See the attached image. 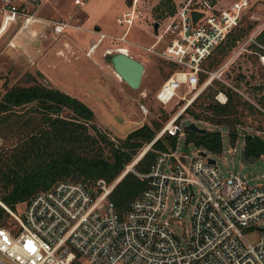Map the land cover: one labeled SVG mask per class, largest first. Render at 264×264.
<instances>
[{"label":"built area","instance_id":"obj_1","mask_svg":"<svg viewBox=\"0 0 264 264\" xmlns=\"http://www.w3.org/2000/svg\"><path fill=\"white\" fill-rule=\"evenodd\" d=\"M47 1L0 0V35L13 25L18 31L47 25L54 35L71 27V16L65 21L39 15ZM83 3L74 0L75 5ZM249 7L250 0H234L220 8L210 0L177 3L166 20L158 23L156 41L142 47L174 68L155 94L158 102L167 104L178 96V89L186 88L180 96L185 104L155 137L175 136V145L156 155L149 172L139 174L145 186L123 212L108 198L114 183L104 180L91 188L80 182L57 181L21 202V213L0 200L11 219L8 226L0 227V264H264V180L225 174L216 160L209 161L212 156H201V149L195 146L191 150L181 120L184 109L214 78L220 79L221 72L247 45L258 47L252 52L264 67V41H257L264 21L245 40H237L236 50L225 64L216 70L204 67L226 36L240 26ZM193 11L201 14L195 21ZM144 17L139 0H130L116 21L128 30ZM127 30L113 40L126 42ZM98 34L91 51L108 37ZM12 42L10 46H14ZM160 42L164 44L158 48ZM201 72L208 78L199 84ZM215 98L221 103L227 99L222 91ZM185 218L189 228L179 235L171 223L179 227ZM259 231L255 240L247 238Z\"/></svg>","mask_w":264,"mask_h":264},{"label":"rangeland","instance_id":"obj_2","mask_svg":"<svg viewBox=\"0 0 264 264\" xmlns=\"http://www.w3.org/2000/svg\"><path fill=\"white\" fill-rule=\"evenodd\" d=\"M81 1L84 3L78 6L74 4V0H48L40 10L39 15L55 20L68 21V17H72L68 21L71 27H66L60 34L54 35L47 25L41 27L40 24H35L28 30L20 31L13 25L0 35V96L11 86H29L38 83L58 88L87 104L95 113L93 124L115 142L144 123L151 125L153 122H158L163 127L185 104V101L180 100V96L186 90L182 86L177 90L178 96L167 104L158 102L155 94L161 82L172 73L174 68L165 60L142 48L151 46L156 41L158 34L154 24L156 22L162 24L171 14L169 7L164 4L165 0H139L145 17L136 21L128 30L126 25L118 24L116 19L130 5V0ZM179 1L172 0L174 7ZM233 1L215 0L214 4L220 8L230 5ZM263 21L264 0H250V7L244 12L240 26L232 32L247 29V25L250 24L252 28L238 39V41L245 40ZM126 30V42L113 40L114 36H121ZM98 31L108 37L91 51L90 48L99 36ZM226 39L227 36L224 42ZM11 41L14 46H10ZM163 44L164 42H160L158 48ZM237 45L236 40L235 45L221 56L218 66L225 64L231 58ZM251 45H247L246 50L229 62L221 72L220 79H213L211 88L228 87L241 97V101H247L259 112L254 110L253 113H249L244 106L240 107L245 109L241 118L243 123L235 127L234 143L230 142L228 128L223 125L198 121L196 125L220 132L222 152L220 154L205 152L217 161L225 174L240 173L255 181L264 180V156L248 164L241 163L240 159L245 135H258L264 139V111L257 109L246 99L248 97L264 108V67L252 52ZM120 47H126L130 56L144 64L145 69L138 89L130 88L116 76L108 62L109 53L115 52ZM122 51L125 50L122 48ZM216 52L217 49L214 56ZM211 60L212 57L204 67L208 70H216L218 66L207 68ZM203 74L206 80L208 74L204 72ZM255 81L259 82L258 87L253 86ZM226 83L236 87L243 95ZM219 98L222 100L221 96ZM204 99V96L199 98L197 104ZM181 120L185 121L184 126L193 121L187 115H183ZM89 131L94 133L92 128H89ZM17 142V137L12 134L0 135V152L4 150L9 154ZM188 147L194 149L193 144H188ZM145 148L138 151L125 170L132 169L137 156ZM23 208L24 204L19 203L15 206V211L21 213ZM8 221H11L9 216ZM262 224L263 221L260 222L261 227ZM171 226L181 235L189 228V222L185 218L183 225L176 227L171 223ZM259 233L260 231L250 234L247 238L253 241Z\"/></svg>","mask_w":264,"mask_h":264},{"label":"trees","instance_id":"obj_3","mask_svg":"<svg viewBox=\"0 0 264 264\" xmlns=\"http://www.w3.org/2000/svg\"><path fill=\"white\" fill-rule=\"evenodd\" d=\"M164 4L170 13L175 10L172 0H165ZM246 28L227 36L226 41L217 47L216 56L213 55L208 68L217 67L221 56L252 27L248 24ZM257 40L264 41V29ZM251 47L258 51L253 44ZM204 81L205 75L201 72L199 84ZM253 86L258 87L257 84ZM219 91L227 97L224 103L215 98ZM203 96L205 99L197 104ZM241 100L228 87L212 89L208 84L184 109L182 116L227 127L229 140L234 143L235 127L243 123L244 110L249 113L258 111ZM241 106L245 109H240ZM94 118V111L82 100L55 87L36 83L6 89L0 96V135L12 134L18 142L9 154L4 150L0 152V200L14 208L60 180L80 182L88 188L98 180H104L109 185L114 183L109 200L120 212L125 211L145 186V180L139 174L149 172L156 155L172 148L177 139L167 134L155 139L162 124L153 122L151 125L142 124L115 142L97 129ZM185 142L212 154L222 152V137L215 130L206 129L204 133L186 131ZM149 144L150 147L139 158L137 156L132 169L126 171L138 151ZM243 148L247 158L254 156L257 159L264 156V139L247 134ZM8 216L0 206V227L10 222Z\"/></svg>","mask_w":264,"mask_h":264},{"label":"water","instance_id":"obj_4","mask_svg":"<svg viewBox=\"0 0 264 264\" xmlns=\"http://www.w3.org/2000/svg\"><path fill=\"white\" fill-rule=\"evenodd\" d=\"M200 15L201 14L199 12L193 11L192 12L193 20L195 21ZM157 27H158V22H156L154 24V29L156 30ZM108 62L110 64V66L112 67L113 72L116 73L119 76V78L123 82H125L130 88L138 89L140 87V84L142 81V76L144 73V64L141 61L133 58L128 53H125L122 51H115L113 53H109ZM196 121H197V118H194L193 121H191L185 125V129L187 131H192V132H196V133H204L206 131V129L198 127L196 125ZM149 145H151V144H149ZM186 151H188V148H186ZM199 154L203 157H205L207 155L206 152L203 150H200ZM141 155H139L138 158ZM240 159H241V163L248 164V163H252V161L255 159V157L251 156V157L247 158L245 149L242 148L240 151ZM209 161L213 163V162H215V159L209 158ZM121 177L122 176H120V178ZM120 178H118V180Z\"/></svg>","mask_w":264,"mask_h":264},{"label":"bare ground","instance_id":"obj_5","mask_svg":"<svg viewBox=\"0 0 264 264\" xmlns=\"http://www.w3.org/2000/svg\"><path fill=\"white\" fill-rule=\"evenodd\" d=\"M97 46H98V45H97ZM97 46H96V47H97ZM96 47H94L93 51L95 50ZM124 50H125V49H124ZM120 51H122V49H121ZM122 52H124V51H122ZM115 74H116V73H115ZM116 76H118V75L116 74ZM118 77H119V76H118Z\"/></svg>","mask_w":264,"mask_h":264},{"label":"crops","instance_id":"obj_6","mask_svg":"<svg viewBox=\"0 0 264 264\" xmlns=\"http://www.w3.org/2000/svg\"><path fill=\"white\" fill-rule=\"evenodd\" d=\"M96 30H99V29H98V28H96ZM99 45H100V44H99ZM144 69H145V67H144ZM162 82H163V81H162ZM162 82H161V83H162ZM160 85H161V84H160Z\"/></svg>","mask_w":264,"mask_h":264},{"label":"snow or ice","instance_id":"obj_7","mask_svg":"<svg viewBox=\"0 0 264 264\" xmlns=\"http://www.w3.org/2000/svg\"><path fill=\"white\" fill-rule=\"evenodd\" d=\"M34 250V249H33Z\"/></svg>","mask_w":264,"mask_h":264}]
</instances>
